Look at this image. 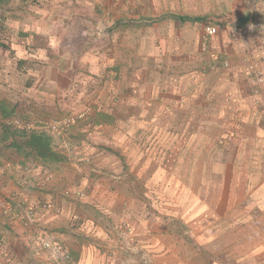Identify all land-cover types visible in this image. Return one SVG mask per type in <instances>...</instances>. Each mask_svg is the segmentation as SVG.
<instances>
[{
    "label": "crops",
    "instance_id": "obj_1",
    "mask_svg": "<svg viewBox=\"0 0 264 264\" xmlns=\"http://www.w3.org/2000/svg\"><path fill=\"white\" fill-rule=\"evenodd\" d=\"M4 8L7 12L6 27H0L4 28L0 29V75L9 78L6 82L11 83L13 90L21 89V94L23 89L15 81L23 82L22 87L27 90L32 87L38 90L39 102L42 104L43 98L48 100L45 103L48 111L44 114L67 115L92 108L89 121L84 122H92L96 137L101 139L102 146L93 149L90 155L91 150L80 145L85 138L83 129L68 132L73 133L68 139L74 149L71 158L70 153L66 155V161L84 159L85 163L80 166H87L86 177L71 167L41 160L43 165H55L51 181L44 184L48 196L64 200L65 187L86 193L79 210L86 216L82 236L90 239L82 240L87 246L71 242L74 258L70 264L91 263L90 259L84 262L77 259L90 251L89 241L95 244L96 250H104L109 255V248L157 247L153 244L159 241L158 235L153 236L157 233L168 234L161 238L167 248L175 246L180 241L169 233L190 231L191 220L177 214L174 210L177 198H169L167 190H158L159 182L162 181V187H170L171 181L175 184L172 177L175 169L180 170L185 181L177 195L183 197L185 186L189 190L194 180L187 182L189 174L194 177L202 174L204 179L198 180L205 182L208 169L205 153L211 142L215 143L214 149L218 145L223 148L230 146L226 141L228 137L241 135L234 129V114H244L254 103L246 70L250 62L264 67V52L256 44L261 36L255 40L256 33H263L264 37V0H259L252 8L245 6L243 0H9L0 4V10ZM107 13L111 14L108 28L103 36H96L97 25H105ZM173 16H199L204 20L180 22ZM257 21L262 24L261 30L253 28ZM210 22L216 25L217 33L204 38ZM112 95L116 99L109 103ZM262 96L264 98V91ZM253 113L251 116L259 120L257 112ZM32 115L38 116L39 112ZM226 119L231 120L232 126L222 128ZM167 121L182 124L176 131L180 139L160 146L159 137L171 134L170 130L160 128L162 122L167 124ZM194 123L196 127L191 128ZM154 126L161 132L153 129ZM144 139L149 144L143 143ZM111 144L125 152H122L124 164L109 154L114 149L107 148ZM52 146L56 149L55 144ZM64 147L69 149L67 144ZM130 147L136 150L130 158H134L133 165L127 163L126 152ZM242 162L233 168L244 182L249 164ZM5 163L0 164V172ZM213 167L221 170L222 161L215 160ZM192 168L194 173L190 172ZM42 175L34 178L38 180V187ZM118 183L127 185L125 192L119 188L112 190ZM153 187L155 192L151 190ZM7 188L12 185L10 187L8 180L0 177V202L9 197ZM28 192L30 194L23 198L25 201L41 198L38 191ZM160 195L166 196L165 203L160 204ZM198 195L202 196L200 192ZM199 196L195 198L198 201ZM168 199L173 204H169ZM160 205L169 208H160ZM62 206L65 212H75V203L62 201ZM206 209L203 204L204 213ZM19 211L22 214L23 208ZM124 211L135 228L134 237L125 232L112 235ZM153 211L160 212L159 226V220H151ZM60 216L62 218L54 223L52 214L47 212L38 219V225L67 243L65 234L55 232L60 231L57 228L62 224L58 226V223L66 214ZM3 218L11 221L4 222ZM1 220L0 264L47 263L42 251L26 244L18 220L4 216L0 210ZM252 229L247 231V264H264V226L253 225ZM107 261L108 264H136L133 259L117 257V251ZM163 261L164 264L179 263L172 262V258ZM240 261L232 257L228 262ZM154 264L160 261L154 260Z\"/></svg>",
    "mask_w": 264,
    "mask_h": 264
},
{
    "label": "rangeland",
    "instance_id": "obj_2",
    "mask_svg": "<svg viewBox=\"0 0 264 264\" xmlns=\"http://www.w3.org/2000/svg\"><path fill=\"white\" fill-rule=\"evenodd\" d=\"M258 2L259 0H256L252 2V4H249L250 8H252L253 5H258ZM110 20L111 19L109 17L108 19H106L105 25H97L98 28L95 30L96 36H103V34L105 33V28H108L109 25H107V23L110 22ZM150 21L151 18L148 19V22ZM209 25L216 26L215 24H211V22ZM262 35L263 33H256L255 40H257L258 37ZM258 41L259 40L256 41V44L258 43ZM252 64L256 63H249L246 70L248 77L249 67ZM258 66L264 74V67L261 64H259ZM7 75L9 76L10 74ZM6 79L8 80L9 78L5 76H2L0 78V113L4 111V114L7 115V118H9L7 121L0 122V164L2 162H6L3 165L2 171L0 172V177L6 178L10 184V187L12 185V188H7L9 191V197L4 199V201L13 209H15L16 206H21L23 201L24 203H50L53 205V208L49 213L52 214V219H54L52 222L54 223H56L55 220H57V218H62L60 216L61 214H66L65 219L58 223V226L62 224L57 228L60 231L55 230V232L61 235L65 234L67 243H63L66 245L69 251L72 252V257L74 258V250H72L70 246L71 242L82 243V240L90 239V237H87L86 235L82 236V233H84L82 231L86 227V216L82 210H79V206L83 204L81 199L86 198V193L83 191L84 194L82 198H68L69 196L66 195V192L68 191L72 193L74 192V190L73 188L65 187V189L62 191V196L65 199L63 200L61 198L60 200H57L55 196H48L46 194V186H44V184L45 182L51 181L52 176L50 174L53 173L54 166L57 164L61 167H71L81 175L84 173V177H86L87 166H80L83 165L84 159L81 161H77L76 159L72 158L71 161H63L60 163L55 162V165H43L45 163L42 164V161L40 159H37L31 154L27 156L24 153H21L18 149L10 146L13 140H15L16 142H21V137L24 138L26 136V133H30L26 131V133L17 131L18 133L16 134V131L10 129V124L14 121H20L24 125L29 124L31 127V131L49 135L52 138V144H55L56 146L55 150L61 153V155L64 157H67L66 155L70 153V155H68L70 158L73 156L72 152L74 148L72 146L73 144L68 139L70 136H73V133L71 131L70 133H68L69 130H75L77 128L83 129L85 138L83 139V141H80V145L89 148L91 150L90 155L94 151L93 149L102 146L100 145L101 139L100 137H96L92 122L83 121L66 130L64 132V134H67L65 137L62 135L58 137L53 134H49L46 128V124L58 118L61 119L66 114H44L43 112L48 111L46 109L47 106H45V103L48 102V100L43 98L41 104L38 100V90H36L34 87L27 90L22 87L24 84L23 82L15 81V84L19 85L23 89V93L21 94L22 90H13V88L10 87L11 83H7ZM250 83L252 85L251 80ZM261 86V90L258 94H253V85L252 87H250L252 94L254 95V103H252L251 110L250 108H247L244 114H241L240 112H236L234 114L233 126L236 133L238 134L239 132L241 135L239 137H236L234 135L232 138L228 137L226 141L230 144V146L227 147L221 148L222 145H218L216 149H214L215 143H209L210 146L207 147V151L205 153L207 157L206 162L208 163L207 178L205 179V182H202L201 179V181L198 180L199 178L203 177L202 174H200V177H198V173L196 177L189 174V179L188 181L186 179V181L190 183L191 180H194L192 185L189 187V190L188 187L185 186V193H183V197L177 195V193L182 190L181 183L185 181L183 179L184 175L180 176V170L175 169V176L174 174L172 176L174 177L175 184H173L171 181L170 187H162V181L159 182L160 186L158 190H167L169 198H171L172 196L177 198V207L174 209L176 210L177 214H183L185 220H191V223L189 225L190 231L185 230V232H181L180 234L169 233L170 235H173L175 238H177L180 241L179 243H176L175 246H170V248H167L161 238L167 236L168 234L157 233L153 234V236H159V241L153 243L158 245L157 247H142L139 249L132 245H127L126 248L123 246V249L120 250L109 248V255L106 254L104 250L100 252L96 250L95 244H92V242L89 241L92 248L89 247L90 251L84 252L82 255H80V257L77 258L78 262H84L85 259H90V264H98V262H100V264H108L107 259L111 258L114 255V252L117 251V257H127L128 259H133L135 260L136 264H154V260H158L160 261V264H164L163 262L165 261L163 260H165L166 258H172V262H179L178 264H181V262H184V264H229L228 261L232 257L233 260L236 258L241 259L240 263L234 262V264H247V231L253 230V225L264 226V98L262 96L264 91V82ZM112 97V99H109V103H111L113 99H116L115 95H112ZM91 109L92 108L88 107L76 112L86 113L87 117H89V111ZM40 112L42 113L40 114ZM256 112L260 118L259 120L255 119L254 116H251L252 113L255 114ZM35 113L38 116L32 115ZM162 125L163 126L160 128L170 130L171 134H164L159 137V139L162 140L161 142H159L160 146H164L165 142L177 141L178 139H180L176 134V131L182 127V124L180 122L167 121V124H163L162 122ZM196 125L197 124L194 123V126H191V128L196 127ZM230 126H232V123L229 119H226L222 123V128ZM160 128H157L156 126L153 127V129H159V133L161 132ZM172 132H175L177 136L172 134ZM182 133L184 134V132ZM213 138L214 137L210 139ZM206 139H208L209 142L211 141L207 137ZM146 141L147 139H144L143 143L149 144ZM63 143L65 144L63 145ZM66 144L69 146V149H66L64 147ZM59 146H62L63 148L58 149ZM109 147H112V144L107 146V148ZM112 148L114 149H112L109 154L112 157H115L119 162H122L124 164L125 152L121 151V149L117 148V146H113ZM238 149H240L241 151ZM134 150V148L130 147L126 152L127 163L130 165L135 164L134 158L130 160V158L134 157L135 155L136 150ZM201 153L200 156L203 155ZM215 160L219 162L222 161L223 167L221 170L213 167V162H215ZM241 160L249 164V171L244 182H242L243 180L241 179L242 175L233 168L234 166H237L239 161ZM47 170L51 172L46 173ZM194 171L195 170L193 168L190 169L191 173H194ZM214 172L215 174H213ZM220 172L222 173L220 174ZM240 172H242V169H240ZM39 174H43L42 180L40 182L41 185H39L40 188L37 185L38 180H34V178H37V175ZM168 183L170 184V178ZM118 186H114L112 190L122 189L125 192V186L127 185H121L118 183ZM107 187H109V183H107ZM155 189L156 188L153 187L151 190L155 192ZM28 191H38L41 198L38 197V199L36 200H32L30 198L29 202L28 200L25 201V199L23 198L26 196V194H30V192ZM199 192L200 194H202L201 197L198 195ZM198 196L200 199L199 201L195 199ZM62 201H64L65 204L75 203V212L73 210L71 212H65V207L62 206ZM165 201L166 196L160 195V204L162 202L165 203ZM168 202L169 204H173L169 199ZM198 202L200 203L199 206ZM203 204H205L207 208L205 213L203 212ZM25 207L26 206L24 205V208ZM160 208L167 209L169 207H167L166 205H160ZM0 210L3 213L1 206ZM17 210L19 211L20 207H18ZM125 211H127V209ZM125 211L122 213V215L119 216L116 224V230L112 231V235H119L121 232H125V234L134 237L135 228L129 222L127 217H125ZM43 214H45V212L42 211L40 217ZM150 214L152 221L155 222L159 220V223L157 224L159 226L161 224V217H159L160 212L157 214L155 211H153L150 212ZM149 216L150 215H146V217ZM3 219L4 222H7V220L11 221L9 218ZM2 222L3 220H1L0 222V230L3 229ZM99 236L103 238L102 234H99ZM101 242L102 241H100V243ZM82 244L84 246L88 245L87 243ZM39 264L42 263L39 262Z\"/></svg>",
    "mask_w": 264,
    "mask_h": 264
},
{
    "label": "built area",
    "instance_id": "obj_3",
    "mask_svg": "<svg viewBox=\"0 0 264 264\" xmlns=\"http://www.w3.org/2000/svg\"><path fill=\"white\" fill-rule=\"evenodd\" d=\"M207 33L212 36L216 33V29L208 28ZM261 46L264 49V40H262ZM248 75L252 85L254 86V92L258 94L261 90V85L264 82L263 71L257 64H252L249 67ZM85 116L86 113L83 112L70 114L61 119L50 122L47 124V127L51 133L61 136L67 129L83 120ZM66 195L69 196L70 192L67 191ZM2 208L5 215L22 222L25 229L26 241L30 247L45 253L46 257L55 264H62L70 259L69 253L61 244L57 243L43 228H38L36 226L40 212L51 211L53 208L52 204L46 203L43 206L38 204H29L23 214L15 212L5 203L2 205ZM2 247L3 242L0 240V251L2 250Z\"/></svg>",
    "mask_w": 264,
    "mask_h": 264
},
{
    "label": "clouds",
    "instance_id": "obj_4",
    "mask_svg": "<svg viewBox=\"0 0 264 264\" xmlns=\"http://www.w3.org/2000/svg\"><path fill=\"white\" fill-rule=\"evenodd\" d=\"M6 1H9V0H6ZM243 2L245 3V6H246V4H251L252 2H254V0H243ZM2 3H7V2H4V1H2V0H0V4H2ZM7 8V7H6ZM1 12H0V27H6V25H4V20H5V18H6V13L5 12H7L6 10H5V8L4 9H1L0 10ZM109 17H111V14L110 13H107V18H109ZM255 25H253V28H255V29H257V30H261L263 27H262V24H261V22H256V23H254ZM4 28H0V29H2V30H4ZM208 28H215L216 29V33H217V28H216V26H214V25H208V27H206V29H205V32H204V38H209V37H212V36H215L216 35V33L214 34V35H212V36H210L208 33H207V29ZM262 40H264V37L263 36H261V38L259 39V41H258V43H257V46L264 52V49L262 48V46H261V42H262ZM250 43V42H249ZM249 47V46H248ZM248 51H250V47L248 48ZM225 66H227V63H225ZM250 79V78H249ZM253 94H256L255 92H253ZM86 108H88V107H86ZM75 113H77L76 111H74ZM74 112H71V113H68L67 115H65V116H68V115H70V114H75ZM90 112H91V110L89 111V114H90ZM10 114V113H9ZM64 116V117H65ZM9 118H7V116H4L3 114H2V112L0 113V122L1 121H7ZM59 119V118H58ZM88 119V117H87V114H86V116H85V118L83 119V120H81V121H79V122H84L85 120H87ZM57 120V119H56ZM78 122V123H79ZM49 124V123H48ZM11 127H10V129L11 130H13V131H15V130H23V132H30V133H32V132H34V131H31L30 130V125L29 124H23L22 122H20V121H14V122H12L11 124ZM73 127V126H72ZM71 127V128H72ZM46 128H47V130H48V127H47V124H46ZM68 130V129H67ZM48 132H49V134H53V133H51L49 130H48ZM53 135H55V136H57L56 134H53ZM62 136H64V134L62 135ZM59 137V136H58ZM60 147V146H59ZM54 148V147H53ZM54 151H55V149H54ZM55 152H57V150L55 151ZM61 155V154H60ZM83 192L82 191H74V192H72V193H70V195H69V197L68 198H72V199H74V198H82L83 197ZM0 203H2V204H0V206H1V208H2V205L5 203V204H7L6 202H4V201H1ZM29 204H38L37 202H32V203H24V201L22 202V205L21 206H19V207H21V208H23V211H22V214L24 213V211H25V209L27 208V206L29 205ZM44 204H46L45 202H43V203H39L38 205H44ZM8 205V204H7ZM24 205L26 206L25 208H24ZM53 206V205H52ZM11 207V206H10ZM12 208V207H11ZM13 209V208H12ZM15 212H17V213H20V211H16L15 209H13ZM2 211H3V208H2ZM42 212V211H41ZM41 212H40V214H41ZM43 212H45V213H47L46 211H43ZM48 212H51V211H48ZM59 212V211H58ZM3 214H4V212H3ZM40 214H39V216H38V219L40 218ZM5 215V214H4ZM6 217H10V216H7V215H5ZM11 218V217H10ZM18 222H20L21 223V225H22V228H23V230H24V233H25V229H24V227H23V224H22V222L21 221H19L18 220ZM36 226L38 227V228H42V227H40L39 225H38V220H37V222H36ZM48 234H50V236H52V238L57 242V243H59V244H61L64 248H65V250L69 253V256H70V259L67 261V262H65V263H62V264H70L71 262H72V260H73V257H72V252H70L69 251V249L66 247V245L63 243V242H61V241H59L57 238H55L53 235H52V233L48 230V229H46V228H43ZM0 240L2 241V238H0ZM26 244L28 245V243H27V241H26ZM29 246V245H28ZM30 247V246H29ZM30 248H32V247H30ZM2 250H3V247H2ZM2 250L0 251V255H2ZM44 257H45V260H47V263L48 264H55V263H53V262H51L47 257H46V255H45V253H43L42 254ZM5 262H2L1 264H4ZM46 263V262H45ZM46 263V264H47Z\"/></svg>",
    "mask_w": 264,
    "mask_h": 264
},
{
    "label": "trees",
    "instance_id": "obj_5",
    "mask_svg": "<svg viewBox=\"0 0 264 264\" xmlns=\"http://www.w3.org/2000/svg\"><path fill=\"white\" fill-rule=\"evenodd\" d=\"M175 20H178L180 22H188L191 21L193 23L199 22L201 20H204V17H190V16H173L172 17ZM2 114L4 116H7L4 114V111H2ZM102 118H106L105 115H102ZM16 134L17 131L23 132V130H15ZM26 133V132H24ZM22 138L21 142H16L15 140L12 141L11 147H14L15 149H18L21 153H24L25 155H33L37 159H40L44 162H63L66 161V158L57 152L54 151L52 146V138L45 134V133H26V136ZM23 151V152H22Z\"/></svg>",
    "mask_w": 264,
    "mask_h": 264
}]
</instances>
